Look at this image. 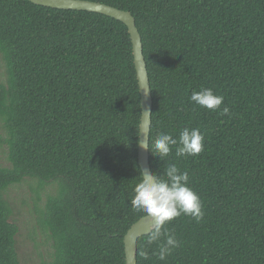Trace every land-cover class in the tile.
I'll use <instances>...</instances> for the list:
<instances>
[{
	"label": "trees",
	"instance_id": "obj_1",
	"mask_svg": "<svg viewBox=\"0 0 264 264\" xmlns=\"http://www.w3.org/2000/svg\"><path fill=\"white\" fill-rule=\"evenodd\" d=\"M128 10L141 36L152 95L149 148L158 133L198 128L204 148L163 161L189 174L202 202L196 222L166 225L180 241L159 260L137 240L136 264H264V0H92ZM0 119L9 167L0 165V264H21L17 225L2 192L25 177L57 187L40 223L53 255L41 264H126L123 236L138 164L141 97L127 26L87 10L0 0ZM210 88L215 112L189 101ZM224 107L230 114H222ZM54 180V181H52ZM141 251L148 258L140 256Z\"/></svg>",
	"mask_w": 264,
	"mask_h": 264
},
{
	"label": "clouds",
	"instance_id": "obj_2",
	"mask_svg": "<svg viewBox=\"0 0 264 264\" xmlns=\"http://www.w3.org/2000/svg\"><path fill=\"white\" fill-rule=\"evenodd\" d=\"M223 99V96L214 94L210 88L193 91L189 97V101L195 106L210 112L220 109ZM222 114H230L229 108L224 107ZM140 146L150 149L160 161L168 157L173 146L178 158L195 157L203 151L204 136L198 128L184 127L178 138H173L168 133H158L149 148L146 132V139L140 141ZM141 175L142 178L134 185L130 206L134 211L142 212L151 219L153 227L148 232L146 243L151 245L163 238L154 254L159 260H166L180 246V241L167 230L166 225L181 215L199 222L204 215L202 202L197 193L188 186V172H181L176 164H170L161 174L143 170ZM140 256L147 259L148 253L141 251Z\"/></svg>",
	"mask_w": 264,
	"mask_h": 264
},
{
	"label": "rangeland",
	"instance_id": "obj_3",
	"mask_svg": "<svg viewBox=\"0 0 264 264\" xmlns=\"http://www.w3.org/2000/svg\"><path fill=\"white\" fill-rule=\"evenodd\" d=\"M5 80V64L0 56V82ZM5 138V128L0 119V165L9 167ZM38 184L37 179L25 177L22 181L9 185L2 192L12 211L9 220L18 228L15 249L21 264H41L50 260L53 255L51 238L40 223V212L46 196L53 194L57 185L48 182L37 188Z\"/></svg>",
	"mask_w": 264,
	"mask_h": 264
},
{
	"label": "water",
	"instance_id": "obj_4",
	"mask_svg": "<svg viewBox=\"0 0 264 264\" xmlns=\"http://www.w3.org/2000/svg\"><path fill=\"white\" fill-rule=\"evenodd\" d=\"M35 4L59 9H77L98 12L122 21L128 29L132 42L133 61L136 70L139 92L141 97V117L138 141V164L141 171L151 170L149 164V150L140 146V141L146 139L149 146V130L151 122L152 95L146 62L142 52V41L133 15L128 10H123L105 3L92 0H29ZM150 114V115H149ZM149 115V116H148ZM142 134H141V132ZM153 227L151 219L146 215L139 217L125 232L123 236L126 264H136V245L140 236L148 234ZM135 237V239H133Z\"/></svg>",
	"mask_w": 264,
	"mask_h": 264
}]
</instances>
